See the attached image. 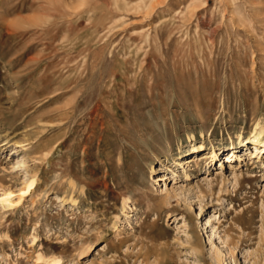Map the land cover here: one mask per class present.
<instances>
[{
    "label": "rangeland",
    "instance_id": "374dc122",
    "mask_svg": "<svg viewBox=\"0 0 264 264\" xmlns=\"http://www.w3.org/2000/svg\"><path fill=\"white\" fill-rule=\"evenodd\" d=\"M259 130L264 0H0V264H264Z\"/></svg>",
    "mask_w": 264,
    "mask_h": 264
},
{
    "label": "bare ground",
    "instance_id": "6f19581e",
    "mask_svg": "<svg viewBox=\"0 0 264 264\" xmlns=\"http://www.w3.org/2000/svg\"><path fill=\"white\" fill-rule=\"evenodd\" d=\"M196 2V1H195ZM193 2L191 1V2H189V4H192ZM255 129L256 128H254V131H255ZM261 134H262V130H259V131H256L255 132V134H254V139H253V141H252V149H253V151H254V155L253 156H258L259 157V153H264V137H261ZM253 135V134H252ZM242 140L240 139L238 142L240 143ZM230 144H231V146L230 147H227L228 149H222V152L221 153H223V151L224 150H226L227 152V156L225 157L226 159L225 160H227L228 159V157H229V155L230 156H235L234 154H233V148L234 147H236V143L233 141V140H231V142H230ZM229 144V145H230ZM257 144V145H256ZM205 145H204V142L203 141H190V143L187 145V147H188V153H193V152H196V151H198V150H201V149H203V148H205L204 147ZM239 146V145H238ZM178 148H181L180 147V145H178ZM220 151V150H219ZM252 152V151H251ZM256 152V153H255ZM207 154H209L210 156L212 155L213 157L214 156H217V154H218V152L216 151V149L215 148H212L211 149V151H208L207 152ZM209 156V157H210ZM257 157V158H258ZM185 160H188V161H191L190 160V158H187V159H185ZM181 163V162H180ZM221 166H223V165H221ZM157 168H159V166L158 167H152V171H156L157 170ZM220 169V168H219ZM219 169H218V172H220L219 171ZM217 172V171H216ZM222 172V171H221ZM221 172L219 173V174H221ZM217 174V173H216ZM34 182H35V180L34 179H32V180H30L29 182H28V184H27V188L29 189V188H31L33 185H34ZM164 184V183H163ZM209 185H210V183H208ZM163 186V185H162ZM211 187V185L209 186V188ZM157 190H158V192H163L162 191V189L160 188V186L159 187H157ZM164 190L166 191V188H164ZM23 193H24V191H23ZM4 195V198L2 199V202H7V207H13V205H16L18 202H19V200H17V201H14L13 199H11L10 198V195L12 194V192L11 191H9V192H4L3 193ZM119 231H117V233H118ZM120 233V232H119ZM118 233V234H119ZM121 243V242H120ZM89 248H87V250H88ZM43 261V260H42ZM44 262H45V260H44ZM61 263V262H60ZM42 264V263H41ZM44 264H59V260L58 259H52V260H47Z\"/></svg>",
    "mask_w": 264,
    "mask_h": 264
}]
</instances>
